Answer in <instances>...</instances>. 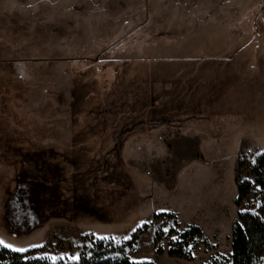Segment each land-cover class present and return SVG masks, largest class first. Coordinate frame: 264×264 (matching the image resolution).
Segmentation results:
<instances>
[{"label": "rangeland", "instance_id": "obj_1", "mask_svg": "<svg viewBox=\"0 0 264 264\" xmlns=\"http://www.w3.org/2000/svg\"><path fill=\"white\" fill-rule=\"evenodd\" d=\"M261 154L264 0H0L1 247L77 262L140 231L134 262L229 258ZM192 225L207 243L169 256Z\"/></svg>", "mask_w": 264, "mask_h": 264}, {"label": "trees", "instance_id": "obj_2", "mask_svg": "<svg viewBox=\"0 0 264 264\" xmlns=\"http://www.w3.org/2000/svg\"><path fill=\"white\" fill-rule=\"evenodd\" d=\"M244 167L241 159L237 175L238 195L235 205L241 208L250 197L252 190L258 188L259 202L262 204L258 212L243 211L233 222L232 253L229 258L221 256L209 264H264V154L258 155L250 167V179H242L240 171ZM170 218L174 214L167 215ZM176 239L169 242L168 254L171 257L192 260L191 250L200 242L207 243L202 229L196 225L189 226L182 233L171 232ZM140 239V231L132 235L124 244L113 241L97 240L90 247H84L77 262L64 260L52 261L48 258L33 257V251L19 253L0 246V264H155L154 262H134L128 255V249L134 248ZM162 253V248L157 247Z\"/></svg>", "mask_w": 264, "mask_h": 264}]
</instances>
